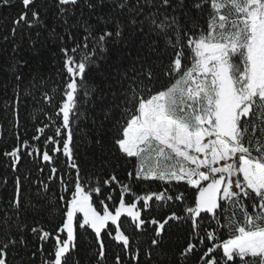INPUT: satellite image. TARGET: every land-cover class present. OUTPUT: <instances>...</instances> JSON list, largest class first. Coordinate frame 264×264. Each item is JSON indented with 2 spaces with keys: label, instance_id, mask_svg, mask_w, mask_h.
<instances>
[{
  "label": "snow or ice",
  "instance_id": "snow-or-ice-1",
  "mask_svg": "<svg viewBox=\"0 0 264 264\" xmlns=\"http://www.w3.org/2000/svg\"><path fill=\"white\" fill-rule=\"evenodd\" d=\"M4 6L18 11L0 36V72L11 77L0 113L20 129L21 106L40 92L37 102H55L47 119L55 124V116L59 124L54 135L45 132L49 124L35 129L31 139L43 137L42 146L17 132L15 145L3 153L18 174L0 210V264H12L10 254L21 252L29 255L21 264H34L37 253L42 264H80L81 234L94 240L96 264H106L105 237L119 246L114 264H142L135 233L151 230L143 251L151 260L166 226L181 224L189 228L181 261L197 256V264H264V0H0ZM42 49L54 50L60 65L51 90L50 78L39 73L25 85L33 57L22 51ZM93 69L103 87L89 82ZM93 97V122L114 131L109 152L117 163L131 162L128 183L115 165L103 180L82 175L73 126ZM95 143L105 147L102 137ZM60 156L67 173L57 166ZM26 157L39 160V172L47 168L48 182L20 173ZM53 180L61 189V219L48 229L36 216L51 210ZM157 181L166 187L135 190L138 182ZM169 202L179 211L151 215ZM26 211L36 214L32 225Z\"/></svg>",
  "mask_w": 264,
  "mask_h": 264
},
{
  "label": "trees",
  "instance_id": "trees-1",
  "mask_svg": "<svg viewBox=\"0 0 264 264\" xmlns=\"http://www.w3.org/2000/svg\"><path fill=\"white\" fill-rule=\"evenodd\" d=\"M44 0H38V3H43ZM18 11L16 6H4L0 8V36H2L5 31L10 28V20L13 18ZM203 23V21H201ZM17 39H20L18 36ZM26 47V45H25ZM22 55L33 57L31 61V69H26V79L25 85L32 79V75L39 73L43 75L46 79H49L48 87L49 90L57 87V83L60 80V77L57 75L58 69L60 67L58 58L53 51L48 49H42L41 54H34L32 52L22 51ZM106 67L103 63L101 64V70ZM88 80L90 83H95L98 86L103 87V77L101 72L93 69L88 74ZM5 86H7L8 94L11 95V77L10 75L5 78V73L0 72V108L3 107V99ZM40 92L36 93L37 101H39ZM60 96L55 95V101H59ZM29 101L27 104L22 105V119L20 129H15L12 126L10 120L6 119L2 113H0V210L5 209L6 202L11 197L13 193V180L15 175L18 173H13L9 167L10 158L5 157L3 153L9 151L16 143L15 134L19 132L21 137L28 139L29 143L37 146H42L43 137L41 141H34L31 139L33 134H38L35 132L37 127H42L45 124L50 126L45 129L47 135H54L55 127L59 124V119L53 116V119L56 121L53 124L47 119L48 114H53L55 110V102L51 104H43L42 102ZM98 99L91 98V103H85L84 108L87 109L84 115L81 116L80 120L74 124V142L76 144V155L77 161L81 165L82 175L86 174L88 178L95 182L97 179L103 180L106 179L109 174L113 172V165H115V174L118 178L124 182L128 183L127 171L131 170V162L127 164L124 163L122 159L117 163V157L112 156L109 152L110 142L114 135V131L110 126L104 128L100 127V122L95 121V117L92 114V109L96 107ZM97 111V115H98ZM97 137H102L105 147L102 149L100 145L95 143ZM51 147V146H49ZM22 167L20 168V173L28 175L29 178L35 182L38 180H43L48 182V170L45 168L43 173L38 171V168L41 166L39 160H33L32 158H25L22 161ZM57 166L62 169L65 173L70 170L66 169L64 164V158L62 156L57 160ZM67 179V175L65 176ZM7 179L8 183L4 184L3 181ZM50 183L51 191L47 195L50 196L51 206L50 211H45L40 216H36L35 213L26 211L23 215L29 225L33 224V217L36 216V219L40 221V224L48 229H54L57 224L60 222V212L57 208L58 200L57 197L61 194V189L58 180H53ZM26 188L31 187L35 190L36 185H25ZM115 187V185H113ZM137 193L142 194L146 191H156L163 190L165 185L161 182H138L134 185ZM180 191H184L186 186L179 185L175 186ZM108 188L104 189V192L107 193ZM192 190H187V195L191 196ZM116 192H119V189H116ZM67 195V194H65ZM27 199V197H25ZM126 199H130L126 197ZM99 197L94 196V201H98ZM118 202V201H117ZM110 205L112 202L106 201ZM47 207V206H46ZM62 207V205H61ZM98 210L102 208L97 203ZM171 210L179 209L175 204L169 202L168 205L152 209L151 215L157 218L165 215ZM144 215H148L145 213ZM126 219V218H122ZM125 229L128 232H133V229L129 227V224L126 222L124 225ZM189 228L187 225L181 224L180 226L173 225L170 228H167L164 233L163 243L159 248H156L152 252V258L149 260L146 256L143 255V251L147 250L150 245L151 240V230L149 229L146 233H135L140 242L142 253H141V262L142 264H197L198 257L191 256L181 261L179 253L187 243ZM29 241H32V236L28 234ZM91 241V242H89ZM51 243L45 246L46 252L51 251ZM105 245L107 249L106 255V264H114L115 255L120 251L119 246L115 244L114 241L105 237ZM96 247L94 240H91V237L85 238L83 234L80 235L78 239L77 252L75 256L79 259L80 264H96V256L94 254V248ZM29 254L31 252V244L28 250ZM121 255H123L121 253ZM10 259L12 264H21V261L27 262L29 260V255H25L24 252H21L19 255L16 253L10 254ZM43 257L41 254L37 253L34 264H42ZM127 261V257H125Z\"/></svg>",
  "mask_w": 264,
  "mask_h": 264
}]
</instances>
